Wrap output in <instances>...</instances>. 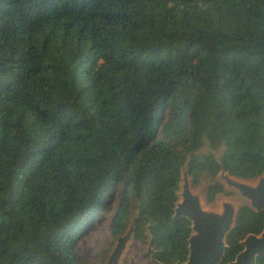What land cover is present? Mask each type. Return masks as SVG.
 Instances as JSON below:
<instances>
[{
  "label": "trees",
  "instance_id": "16d2710c",
  "mask_svg": "<svg viewBox=\"0 0 264 264\" xmlns=\"http://www.w3.org/2000/svg\"><path fill=\"white\" fill-rule=\"evenodd\" d=\"M204 143L231 173L264 170V0H0V264H77L104 206L116 238L133 199L134 241L183 261L180 168L193 186L219 169ZM263 224L241 206L221 262Z\"/></svg>",
  "mask_w": 264,
  "mask_h": 264
},
{
  "label": "water",
  "instance_id": "95a60500",
  "mask_svg": "<svg viewBox=\"0 0 264 264\" xmlns=\"http://www.w3.org/2000/svg\"><path fill=\"white\" fill-rule=\"evenodd\" d=\"M220 153L215 162L221 169L216 178L225 183L228 188L235 189L240 200L249 203L256 211L264 209V170L256 179H244L229 175L224 171ZM187 156L180 168V180L176 194L178 199L173 207L172 221L185 217L190 222V232L187 237V255L183 261L172 264H256L257 256H264V226L258 233H248L241 240L243 248L231 261L222 263V257L227 249L226 236L234 228L240 201L219 196L217 203L206 206L200 189H193L188 175ZM136 204V202H135ZM134 205H130V216L125 231L120 234L103 264H122V258L134 238V223L136 220ZM146 253L150 254L153 264H167L155 258L156 248L151 245L149 232ZM126 264H136L134 257H130Z\"/></svg>",
  "mask_w": 264,
  "mask_h": 264
},
{
  "label": "rangeland",
  "instance_id": "374dc122",
  "mask_svg": "<svg viewBox=\"0 0 264 264\" xmlns=\"http://www.w3.org/2000/svg\"><path fill=\"white\" fill-rule=\"evenodd\" d=\"M225 148V145H221L217 149L213 150L207 143H204L197 153L199 155H212L214 159L220 153H224ZM206 183L207 180L204 178L199 186L192 185L193 189L201 190V196L203 197L206 206L215 205L220 195L226 196L222 193L216 196L206 195ZM228 197H232L239 201L237 195ZM135 202L136 201L134 199L130 202V205H134V209ZM122 220L123 217H121L120 212L117 211V201L107 203L104 206L102 213L98 216V219L96 221H92L87 230L85 232L83 231L78 237V245L75 249L77 264H100V256L105 252V250H108L109 248L111 249L116 242L117 237L125 231L126 226L124 227V230L115 238L114 229L122 222ZM146 250L147 240L146 242L140 240L134 241L133 238L128 249L124 253V257L121 259L122 264H126L130 257H134L136 264H153L150 259V254L146 253Z\"/></svg>",
  "mask_w": 264,
  "mask_h": 264
},
{
  "label": "flooded vegetation",
  "instance_id": "af4514ba",
  "mask_svg": "<svg viewBox=\"0 0 264 264\" xmlns=\"http://www.w3.org/2000/svg\"><path fill=\"white\" fill-rule=\"evenodd\" d=\"M223 156V155H222ZM222 165H223V167H224V171L225 172H228L229 173V175H234V176H237V177H241V178H244V179H256L259 175H261V174H259V175H256V176H254V177H251V178H245V177H243V176H240V175H237V174H234V173H231L230 171H229V169L228 168H226V166H225V164H224V162H223V158H222ZM218 166H219V169H218V171L215 173V175H214V177H213V179L212 180H210L208 177H207V179H208V182L206 183V188H207V186H208V184H211V183H214V182H218V183H220L222 186H223V189H224V192H219V193H217L216 195H218V194H224V195H226V196H223V197H225V198H231V199H234V198H232V197H228V196H233V195H237L238 196V199H239V201H240V207H239V209L241 208V206H243V205H247L249 208H251L254 212H260V211H263L264 209H260L259 211H256L254 208H252V207H250V205H249V203H244L242 200H240V196H239V193L235 190V189H233V188H228L226 185H225V183L223 182V181H221V180H218L217 178H216V176H217V174H218V172L220 171V169H221V167H220V165L218 164ZM191 178H192V176L191 175H189ZM191 184H192V180H191ZM215 195V196H216ZM220 196H222V195H220ZM210 206H212V205H210ZM239 211V210H238ZM238 213V212H237ZM235 221H236V219H235ZM263 226H264V224H263ZM263 226H262V228H263ZM262 228H261V230H262ZM260 230V231H261ZM259 231V232H260ZM258 232V233H259ZM258 233H255V234H258ZM241 240V239H240ZM240 240H239V244L242 246V244L240 243ZM227 244V243H226ZM242 248H243V246H242ZM238 253V252H237ZM236 253V254H237ZM235 254V255H236ZM257 257H261V256H257ZM257 257H256V259H257ZM234 258H235V256H234ZM233 258V259H234ZM232 259V260H233ZM231 261V260H230Z\"/></svg>",
  "mask_w": 264,
  "mask_h": 264
}]
</instances>
